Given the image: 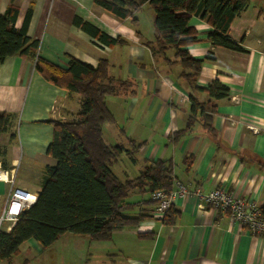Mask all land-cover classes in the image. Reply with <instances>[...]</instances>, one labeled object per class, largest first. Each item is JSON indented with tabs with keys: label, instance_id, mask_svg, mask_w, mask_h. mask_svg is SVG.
Wrapping results in <instances>:
<instances>
[{
	"label": "crops",
	"instance_id": "0c3cea01",
	"mask_svg": "<svg viewBox=\"0 0 264 264\" xmlns=\"http://www.w3.org/2000/svg\"><path fill=\"white\" fill-rule=\"evenodd\" d=\"M9 4L18 8L16 27L31 10L27 35L38 40L40 57L62 68L69 57L91 66L106 58L112 77L131 82L129 93L105 99L114 122L103 125V138L123 147L113 173L120 180L132 179L149 161L168 160L173 190L179 185L187 190L174 198L170 224L153 215L151 193L135 190L127 202L130 215H142L136 225L115 230L104 241L65 232L45 249L28 239L17 254L27 252L22 264L34 257L39 264H264V234L246 232L227 212L195 195L221 187L244 199L247 208H264V0H248L230 23L228 36L242 51L213 47L212 26L198 16L190 18L196 40L188 52L194 58H204L210 50L214 55L202 63L197 90L179 75V64L166 60L173 57L172 50L160 55L151 47L154 11L146 20L139 15L148 2L135 13L136 25L93 0H0V13ZM75 18L125 43L107 45L75 24ZM214 80L228 87L229 96L215 102L211 130L196 120L176 137L186 127L189 95L208 100L206 90ZM80 109L79 96L44 80L31 59L14 55L0 63V112L11 116L0 133V213L12 186L37 197L45 168L56 163L46 153L52 138L49 121L73 120ZM5 176H12L13 183ZM13 257L0 263L11 264Z\"/></svg>",
	"mask_w": 264,
	"mask_h": 264
},
{
	"label": "trees",
	"instance_id": "16d2710c",
	"mask_svg": "<svg viewBox=\"0 0 264 264\" xmlns=\"http://www.w3.org/2000/svg\"><path fill=\"white\" fill-rule=\"evenodd\" d=\"M111 15L123 20L129 18L137 24L135 13L148 2L154 11L153 28L155 53L165 55L173 51L170 64L181 66L180 76L190 89L197 90L196 80L204 59L212 60L210 50L204 58H194L188 46L196 40V31L189 25L192 16H198L212 26L209 39L213 47L242 51L241 46L228 36L232 20L248 5V0H93ZM18 8L9 4L0 13V63L5 58L19 55L31 59L34 69L44 80L75 93L81 99V109L73 120L49 121L52 138L46 153L55 159L53 166L45 168L44 178L34 203L24 209L9 232L0 229V260H10L19 253V246L28 239L35 240L40 248L52 245L65 232L87 237L90 241L111 238L115 230L136 225L142 215L132 216L127 197L133 191L153 193L173 191L172 164L168 160L148 162L132 179L120 180L111 170L123 152L120 145H110L103 138V125L114 122L105 99L110 95L129 93L131 82L117 79L108 73V61L100 58L91 66L69 57L68 66L62 68L38 55V40L27 35L31 10L28 9L20 27L15 22ZM74 23L106 43L123 44L120 37L112 38L104 32L75 18ZM208 100L198 101L191 94L190 113L185 129L175 132L180 136L196 120L211 130L215 102L229 96L228 87L217 80L206 90ZM11 116L0 112V133L7 130ZM136 148L139 145L135 146ZM171 208L162 222H173ZM264 214V208H261Z\"/></svg>",
	"mask_w": 264,
	"mask_h": 264
},
{
	"label": "built area",
	"instance_id": "2783aa9c",
	"mask_svg": "<svg viewBox=\"0 0 264 264\" xmlns=\"http://www.w3.org/2000/svg\"><path fill=\"white\" fill-rule=\"evenodd\" d=\"M54 110V106H51ZM2 179V173H0ZM5 180L13 183V177H6ZM187 192L182 185L177 190L166 194L162 190L154 191L151 196L155 200L153 215L162 220L172 205L174 198L183 196ZM195 195L215 209L227 212L230 219L242 226L246 232L252 235L264 234V214L258 207L247 208L246 201L242 198L234 197L232 192L221 187H216L205 194L196 191ZM36 196L23 188L12 186L4 200L0 213V229L6 223L5 231L9 232L15 225L21 212L29 208L35 201Z\"/></svg>",
	"mask_w": 264,
	"mask_h": 264
},
{
	"label": "rangeland",
	"instance_id": "374dc122",
	"mask_svg": "<svg viewBox=\"0 0 264 264\" xmlns=\"http://www.w3.org/2000/svg\"><path fill=\"white\" fill-rule=\"evenodd\" d=\"M152 12H153V9L151 8V6L149 4H146L143 11L139 12V15L142 17H144V15H145L144 19L146 20L148 18L149 14H152ZM106 139H108V141H109V136L108 137L106 136ZM26 254H27V252L26 253L24 252L23 254L21 253L20 255H15L13 257V261L11 264H22V260L24 259V257H26ZM81 255L82 254L79 253V258ZM28 264H39V263H38L37 259L34 257L33 259H31V261L28 262Z\"/></svg>",
	"mask_w": 264,
	"mask_h": 264
}]
</instances>
